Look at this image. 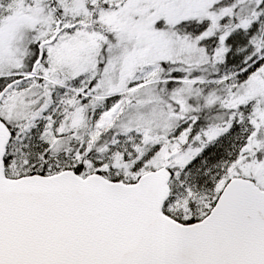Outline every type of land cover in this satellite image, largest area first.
Returning <instances> with one entry per match:
<instances>
[{
  "label": "snow or ice",
  "instance_id": "6c2138e0",
  "mask_svg": "<svg viewBox=\"0 0 264 264\" xmlns=\"http://www.w3.org/2000/svg\"><path fill=\"white\" fill-rule=\"evenodd\" d=\"M0 264H264V0H0Z\"/></svg>",
  "mask_w": 264,
  "mask_h": 264
}]
</instances>
